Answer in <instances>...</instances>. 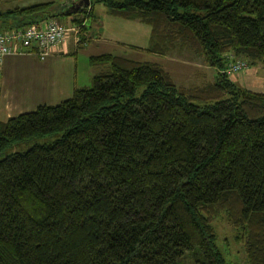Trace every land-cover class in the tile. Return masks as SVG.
Wrapping results in <instances>:
<instances>
[{
    "label": "trees",
    "instance_id": "trees-1",
    "mask_svg": "<svg viewBox=\"0 0 264 264\" xmlns=\"http://www.w3.org/2000/svg\"><path fill=\"white\" fill-rule=\"evenodd\" d=\"M62 2L0 10V31L72 16L81 33L101 3L149 25L146 52L186 46L216 74L185 89L157 62L91 55L90 85L0 119V154L58 135L0 156V264H233L221 213L264 264V92L220 71L229 55L264 62V0Z\"/></svg>",
    "mask_w": 264,
    "mask_h": 264
},
{
    "label": "rangeland",
    "instance_id": "rangeland-1",
    "mask_svg": "<svg viewBox=\"0 0 264 264\" xmlns=\"http://www.w3.org/2000/svg\"><path fill=\"white\" fill-rule=\"evenodd\" d=\"M53 1L62 2L63 0H0V10L4 11L14 7H23L30 4ZM104 7L101 3L95 5V11ZM59 22H65L64 17H58ZM78 53V54H76ZM115 53L123 54L128 58L139 61H152L159 63L166 70L173 82L182 88L189 89L202 87L214 81L216 69L207 65L203 58L194 53L186 46L174 47L165 55H156L149 52H136L124 54L119 49ZM85 49L75 51L69 48L68 56L48 55L44 60H39L35 54L15 56L14 69L5 67L3 76L13 90L15 100L9 93L0 90L1 106L0 111L14 113L19 110L33 109L39 103L55 104L72 94L73 87L88 86L91 84V77L96 72V68L88 62ZM243 61L246 67L236 72L224 73L237 86L253 91L264 92V62L249 60L243 56L229 55L224 66L220 69L229 67L232 63ZM165 66V68H164ZM3 80V77L1 78ZM0 82L2 84V80ZM64 88L66 92H64ZM68 89V92H67ZM28 107L26 108V106ZM26 108V109H25ZM0 119H4L0 115ZM56 133L42 136H35L18 142L11 143L6 147L0 156L14 151H23L32 146L35 142L43 143L56 138ZM215 229V244L225 258L233 264H247L246 250L242 238H237V231L232 224L221 213L212 221Z\"/></svg>",
    "mask_w": 264,
    "mask_h": 264
},
{
    "label": "crops",
    "instance_id": "crops-1",
    "mask_svg": "<svg viewBox=\"0 0 264 264\" xmlns=\"http://www.w3.org/2000/svg\"><path fill=\"white\" fill-rule=\"evenodd\" d=\"M96 4L93 5V10H92L93 17L88 19L86 18L83 19V24L85 25V28L82 29V32L78 34L79 41H75L74 34L70 33L64 39L56 43L55 46H53L50 54L56 56H62L63 54H65L68 56L70 47H72V49H74L75 51L77 49L78 51L85 49V53H86L85 55H87V59L91 55H97L101 53L118 54L115 53V49H119L121 53L124 54H127V52L129 54L133 53L135 50L136 52L139 51L146 52L144 48H146L149 43V36H150L149 25L139 21L138 19H125L111 15L107 12V9L103 4L102 5L104 7H101L97 12L95 11ZM71 17L72 16L65 17L64 20L65 22L64 23L62 22V25L63 26L70 25ZM118 55H123V54H118ZM156 55H161V54H156ZM15 56H24V55L5 56L0 63V79L3 77V80L1 79L2 84L0 82V90L9 93V96H11L13 99L18 101L21 99H17L15 95H13L14 93L13 90L10 87H7L8 84L6 83L3 76L4 73L3 69H5L6 66L9 67V69H14L15 65H14V61H12V58ZM74 88L75 87H73V89ZM64 92H66L65 88H64ZM1 98L2 97L0 96V103H1ZM27 107L28 105L26 106V108ZM21 111L24 110H19L18 112ZM13 114L14 113H5L4 111L3 112L0 111V115L4 117L3 120H5L8 116Z\"/></svg>",
    "mask_w": 264,
    "mask_h": 264
},
{
    "label": "built area",
    "instance_id": "built-area-1",
    "mask_svg": "<svg viewBox=\"0 0 264 264\" xmlns=\"http://www.w3.org/2000/svg\"><path fill=\"white\" fill-rule=\"evenodd\" d=\"M70 33L74 34L75 41H79L78 26L74 24L63 26L57 19L0 31V63L9 55L35 54L39 60H44L50 55L53 46ZM245 67V62L238 61L222 71L232 73Z\"/></svg>",
    "mask_w": 264,
    "mask_h": 264
},
{
    "label": "water",
    "instance_id": "water-1",
    "mask_svg": "<svg viewBox=\"0 0 264 264\" xmlns=\"http://www.w3.org/2000/svg\"><path fill=\"white\" fill-rule=\"evenodd\" d=\"M89 3V0H65L62 2L64 6V12L71 14L76 12L78 9L86 7Z\"/></svg>",
    "mask_w": 264,
    "mask_h": 264
}]
</instances>
